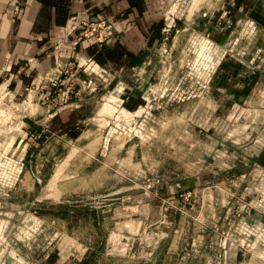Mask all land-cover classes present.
Masks as SVG:
<instances>
[{"label": "rangeland", "instance_id": "1", "mask_svg": "<svg viewBox=\"0 0 264 264\" xmlns=\"http://www.w3.org/2000/svg\"><path fill=\"white\" fill-rule=\"evenodd\" d=\"M188 2L126 85L74 60L29 96L0 77V264H264V21L201 30ZM31 97L96 108L42 137Z\"/></svg>", "mask_w": 264, "mask_h": 264}, {"label": "crops", "instance_id": "2", "mask_svg": "<svg viewBox=\"0 0 264 264\" xmlns=\"http://www.w3.org/2000/svg\"><path fill=\"white\" fill-rule=\"evenodd\" d=\"M13 1L0 0V77L9 76L10 85L26 96L37 94L34 82L50 86L46 75L66 60L78 63L83 78L105 72L111 85L117 79L126 85L129 72L149 62L152 47L162 38L164 14L171 6L170 0H19L21 7L13 15ZM187 8L189 19L199 15L196 26L201 30H225L233 19L247 13L264 21V0H189ZM100 18L111 24L104 29V42L72 28L82 19ZM8 68L13 71H6ZM71 97L67 102H43L41 106L29 98L26 107L41 110V123L35 124L27 116V129L42 137L75 138L95 110L96 101H72Z\"/></svg>", "mask_w": 264, "mask_h": 264}, {"label": "built area", "instance_id": "3", "mask_svg": "<svg viewBox=\"0 0 264 264\" xmlns=\"http://www.w3.org/2000/svg\"><path fill=\"white\" fill-rule=\"evenodd\" d=\"M21 7V1L15 0L13 1V15H15ZM104 25V29H109L111 27V24L107 22L106 20H98V19H82L79 22L73 23L72 28H78L83 36L91 35L89 33H92L93 29H96L99 25ZM90 27V31H88V28ZM96 39L100 42H104L106 38V34L100 33L99 35H96ZM59 72H62L63 70L58 68ZM51 84L55 85L56 81L51 80ZM92 88V87H91ZM93 89V88H92Z\"/></svg>", "mask_w": 264, "mask_h": 264}]
</instances>
